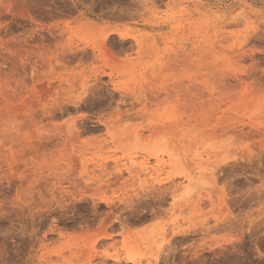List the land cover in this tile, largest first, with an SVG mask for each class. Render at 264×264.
I'll return each instance as SVG.
<instances>
[{
  "label": "rangeland",
  "instance_id": "obj_1",
  "mask_svg": "<svg viewBox=\"0 0 264 264\" xmlns=\"http://www.w3.org/2000/svg\"><path fill=\"white\" fill-rule=\"evenodd\" d=\"M37 1L0 11V264H264V0Z\"/></svg>",
  "mask_w": 264,
  "mask_h": 264
},
{
  "label": "bare ground",
  "instance_id": "obj_2",
  "mask_svg": "<svg viewBox=\"0 0 264 264\" xmlns=\"http://www.w3.org/2000/svg\"><path fill=\"white\" fill-rule=\"evenodd\" d=\"M37 0H0V11H2L1 13H3V11H6V9L7 10H9V12H11L13 9L14 10H19V11H21L22 12V15H23V13H25V15H20V17H22L23 18V21L24 20H26V21H29L30 23H34V24H40V23H42L43 21H44V23H46V19H48L49 17H51V16H53L52 14H51V16H50V10H47L46 8H43V10H41V9H39V3H37L36 2ZM65 3V2H64ZM64 6H65V4H64ZM55 8V7H54ZM58 8H60V7H58ZM64 9V8H63ZM67 12V11H66ZM120 13L121 12H125V11H119ZM127 13V12H126ZM126 13H121L122 15L123 14H126ZM4 14V13H3ZM53 14H55V13H53ZM70 14V13H69ZM114 14H115V12H114ZM117 14V15H116ZM116 14H115V16H120L121 14H119L117 11H116ZM129 14V13H128ZM58 15V14H57ZM56 15V16H57ZM62 15V14H61ZM113 15V14H112ZM130 15V14H129ZM128 15V16H129ZM125 16V15H124ZM132 16V15H131ZM54 17H55V15H54ZM60 17V16H59ZM65 17V16H64ZM111 17H113L114 18V16H111ZM121 17V16H120ZM119 17V18H120ZM118 18V17H117ZM50 21V20H49ZM38 26V25H37ZM39 28V27H38ZM14 30V29H13ZM47 32H48V34L49 35H51V36H53V34L51 33V31H50V29H48L47 28ZM32 37V36H31ZM104 39V38H103ZM21 40V39H20ZM41 40L42 41H44L43 40V38H41ZM105 44V43H104ZM102 45V44H101ZM117 45V44H116ZM96 47V46H95ZM94 49V48H93ZM105 49V48H104ZM107 49V48H106ZM107 52V51H106ZM112 52V51H111ZM108 53V52H107ZM110 53V52H109ZM32 60V59H31ZM31 60L29 61V62H31ZM36 62H37V60H36ZM35 62V63H36ZM30 64H32V63H30ZM30 64H28V65H30ZM37 64V63H36ZM33 65V64H32ZM35 67V66H34ZM33 68V67H32ZM39 75V74H38ZM35 76H37V75H33V78H36ZM38 77H40V75L38 76ZM32 79V78H31ZM48 79V78H47ZM56 80V79H55ZM40 84V83H39ZM38 84V85H39ZM50 85H51V83H49ZM47 85H48V83H47ZM49 85V86H50ZM34 86H36V85H34ZM48 86V87H49ZM52 86V85H51ZM50 86V87H51ZM44 88V87H43ZM47 92V91H46ZM93 93V92H92ZM68 96H70V95H68ZM92 96H94L93 94H92ZM59 97V96H58ZM72 97V96H71ZM64 99V98H63ZM69 99V98H68ZM76 99V98H75ZM81 100H82V97H81ZM69 101V100H68ZM71 101H72V99H71ZM67 102V101H66ZM74 102V101H73ZM73 102H71V104L73 103ZM68 103V102H67ZM67 103H66V105H67ZM69 103H70V101H69ZM76 102H74V104H75ZM59 104H60V102H59ZM65 104V103H64ZM62 105V104H61ZM70 106V105H69ZM68 106V107H69ZM74 106V105H73ZM61 107V108H60ZM65 107V106H64ZM67 107V106H66ZM75 107V106H74ZM57 108H59V109H63L62 108V106H57L56 107V109ZM55 109V108H54ZM53 109V110H54ZM55 109V110H56ZM58 109V110H59ZM47 110V109H46ZM45 110V111H46ZM53 110H51V112H53ZM66 110V108L64 109V111ZM68 111H69V109H67ZM44 111V112H45ZM57 111V110H56ZM63 111V110H62ZM62 111H61V114H62ZM64 111H63V114H64ZM51 112H46V113H51ZM58 112V111H57ZM66 113H68V112H66ZM65 113V114H66ZM51 114H53V113H51ZM57 114V113H56ZM49 116H50V114H48ZM62 116V115H61ZM55 117V116H54ZM106 125V124H105ZM84 126V125H83ZM82 126V127H83ZM86 127V126H85ZM85 127H84V130L86 131V129H85ZM107 127V126H106ZM83 129V128H82ZM87 131H88V129H87ZM78 132V131H77ZM84 132V131H83ZM190 178V177H189ZM187 180L189 181V179H188V177H187ZM191 182V181H190ZM160 191V190H159ZM162 191H164V190H162ZM158 193V192H157ZM161 194H162V192H161ZM160 194V195H161ZM157 196H158V194H157ZM161 199V198H160ZM107 236V235H106ZM116 260V259H115ZM117 263V262H116Z\"/></svg>",
  "mask_w": 264,
  "mask_h": 264
}]
</instances>
